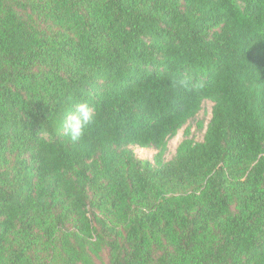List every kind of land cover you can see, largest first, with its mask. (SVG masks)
I'll return each mask as SVG.
<instances>
[{"label": "trees", "instance_id": "trees-1", "mask_svg": "<svg viewBox=\"0 0 264 264\" xmlns=\"http://www.w3.org/2000/svg\"><path fill=\"white\" fill-rule=\"evenodd\" d=\"M0 264H264V0H0Z\"/></svg>", "mask_w": 264, "mask_h": 264}, {"label": "rangeland", "instance_id": "rangeland-1", "mask_svg": "<svg viewBox=\"0 0 264 264\" xmlns=\"http://www.w3.org/2000/svg\"><path fill=\"white\" fill-rule=\"evenodd\" d=\"M211 102L205 101L203 103L202 110L197 114L196 118L189 121L188 125L191 127L192 136L195 140H201L205 131V127L207 124V121L210 118L211 115ZM197 121H203V127L201 129L197 128ZM182 132L183 130H179L177 135L169 140L168 146H167V152L165 154V160H170L174 154L177 144L182 138ZM136 156L139 158H146L152 160L153 155L155 154V150L151 148H141V147H133L132 148Z\"/></svg>", "mask_w": 264, "mask_h": 264}, {"label": "clouds", "instance_id": "clouds-1", "mask_svg": "<svg viewBox=\"0 0 264 264\" xmlns=\"http://www.w3.org/2000/svg\"><path fill=\"white\" fill-rule=\"evenodd\" d=\"M93 121V115L87 102H79L67 123V131L72 140L78 139L84 129Z\"/></svg>", "mask_w": 264, "mask_h": 264}]
</instances>
